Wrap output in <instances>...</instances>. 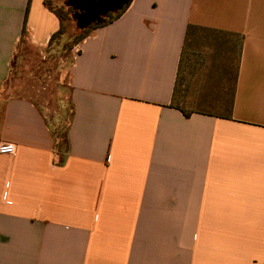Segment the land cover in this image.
Wrapping results in <instances>:
<instances>
[{"label":"crops","instance_id":"1","mask_svg":"<svg viewBox=\"0 0 264 264\" xmlns=\"http://www.w3.org/2000/svg\"><path fill=\"white\" fill-rule=\"evenodd\" d=\"M59 28L48 0H0V264H264V0H130L91 29L68 49L66 151L2 89ZM190 28L239 41L224 114L172 104Z\"/></svg>","mask_w":264,"mask_h":264},{"label":"rangeland","instance_id":"2","mask_svg":"<svg viewBox=\"0 0 264 264\" xmlns=\"http://www.w3.org/2000/svg\"><path fill=\"white\" fill-rule=\"evenodd\" d=\"M48 1L50 7L61 14L62 34L41 52L29 45L20 47L2 89L4 96H32L48 120L56 142L64 146L72 110L65 88L70 65L68 49L81 31L71 16L73 11L64 4L66 0ZM186 42L172 104L185 113L224 114L223 107L230 100L238 61V39L196 30Z\"/></svg>","mask_w":264,"mask_h":264},{"label":"water","instance_id":"3","mask_svg":"<svg viewBox=\"0 0 264 264\" xmlns=\"http://www.w3.org/2000/svg\"><path fill=\"white\" fill-rule=\"evenodd\" d=\"M130 0H66L64 4L73 11L72 18L77 29H85L100 23L104 17L121 10Z\"/></svg>","mask_w":264,"mask_h":264},{"label":"trees","instance_id":"4","mask_svg":"<svg viewBox=\"0 0 264 264\" xmlns=\"http://www.w3.org/2000/svg\"><path fill=\"white\" fill-rule=\"evenodd\" d=\"M126 6H124L121 10H119V11H117V12H113V13H109V14H107L105 17H104V19L100 22V23H94V24H92V25H90L89 27H87V28H85V29H78L79 31H81L79 34H77V36H75L74 38H73V41L71 42V44L69 45V49L73 46V45H75V44H77L79 41H81L87 34H88V32L91 30V29H94V28H96V27H99V26H103V25H106V24H108V23H110L111 21H113L114 19H116L122 12H123V10H124V8H125ZM51 8V7H50ZM68 8H70V7H68ZM71 9V8H70ZM54 10V9H53ZM72 10V9H71ZM54 12L58 15V17L60 18V28L58 29V31L57 32H55L52 36H51V39H50V43H49V46L52 44V42L58 37V36H60L61 34H62V19H61V14L58 12V11H56V10H54ZM194 29L195 28H190L189 30H188V32H187V34H186V40H185V42H184V48H183V50H182V56H181V60H180V68H181V64H182V58L185 56V49H186V45H187V39H188V37L190 36V34L192 33V32H194ZM25 33H26V30H25V27L23 28V31H22V36H21V39H20V42H23V40H24V35H25ZM179 73H180V71H179ZM179 73H178V77H179ZM177 83H178V80H177V82H176V86H177ZM176 90V89H175ZM175 94V93H174ZM173 102V101H172ZM185 115H187L188 113H185L184 111H182ZM58 148H59V150H61L62 151V149L64 150V151H66L67 150V146H62V144L60 145V144H58Z\"/></svg>","mask_w":264,"mask_h":264},{"label":"built area","instance_id":"5","mask_svg":"<svg viewBox=\"0 0 264 264\" xmlns=\"http://www.w3.org/2000/svg\"><path fill=\"white\" fill-rule=\"evenodd\" d=\"M15 145L13 143H0V154H13Z\"/></svg>","mask_w":264,"mask_h":264}]
</instances>
